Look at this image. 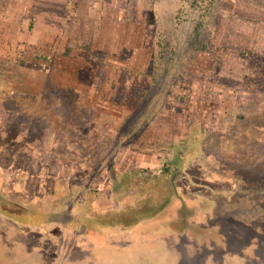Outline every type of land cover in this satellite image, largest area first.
Returning a JSON list of instances; mask_svg holds the SVG:
<instances>
[{"label": "rangeland", "instance_id": "rangeland-1", "mask_svg": "<svg viewBox=\"0 0 264 264\" xmlns=\"http://www.w3.org/2000/svg\"><path fill=\"white\" fill-rule=\"evenodd\" d=\"M0 264H264V0H0Z\"/></svg>", "mask_w": 264, "mask_h": 264}, {"label": "trees", "instance_id": "trees-1", "mask_svg": "<svg viewBox=\"0 0 264 264\" xmlns=\"http://www.w3.org/2000/svg\"><path fill=\"white\" fill-rule=\"evenodd\" d=\"M211 9H212V7H207V8H205V11H211ZM203 26H201V27H203ZM165 170L174 173L177 171V166L173 163H167L165 166Z\"/></svg>", "mask_w": 264, "mask_h": 264}]
</instances>
